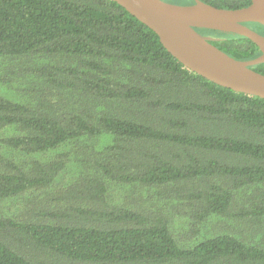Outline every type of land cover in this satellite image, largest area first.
<instances>
[{"label": "trees", "instance_id": "trees-1", "mask_svg": "<svg viewBox=\"0 0 264 264\" xmlns=\"http://www.w3.org/2000/svg\"><path fill=\"white\" fill-rule=\"evenodd\" d=\"M0 264H264V99L190 72L112 0H0Z\"/></svg>", "mask_w": 264, "mask_h": 264}, {"label": "water", "instance_id": "water-1", "mask_svg": "<svg viewBox=\"0 0 264 264\" xmlns=\"http://www.w3.org/2000/svg\"><path fill=\"white\" fill-rule=\"evenodd\" d=\"M152 30L162 47L184 68L235 93L264 99V75L250 67L264 63V36L246 24L264 26V0L240 9H221L193 0L179 5L163 0H112ZM195 29L249 39L260 50L251 60H237L207 42Z\"/></svg>", "mask_w": 264, "mask_h": 264}]
</instances>
